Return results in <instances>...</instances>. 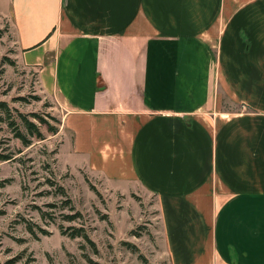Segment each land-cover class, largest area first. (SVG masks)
Here are the masks:
<instances>
[{"label":"crops","instance_id":"0c3cea01","mask_svg":"<svg viewBox=\"0 0 264 264\" xmlns=\"http://www.w3.org/2000/svg\"><path fill=\"white\" fill-rule=\"evenodd\" d=\"M0 18L86 167L156 196L170 264H264V0H0Z\"/></svg>","mask_w":264,"mask_h":264},{"label":"rangeland","instance_id":"374dc122","mask_svg":"<svg viewBox=\"0 0 264 264\" xmlns=\"http://www.w3.org/2000/svg\"><path fill=\"white\" fill-rule=\"evenodd\" d=\"M218 98L216 109L233 114L241 107L221 92ZM0 101L19 125L22 113L44 135L23 146L6 120L0 121V154L12 156L0 161V264H170L156 196L128 179V172L89 170L87 157L72 151L74 134L63 124L65 111L41 88L37 68L20 60L16 33L3 18ZM213 111L204 108L198 115L209 119ZM32 114L58 131L49 133ZM48 178L63 186L66 196ZM75 211L81 215L64 217ZM73 228H82L86 237L70 236Z\"/></svg>","mask_w":264,"mask_h":264},{"label":"trees","instance_id":"16d2710c","mask_svg":"<svg viewBox=\"0 0 264 264\" xmlns=\"http://www.w3.org/2000/svg\"><path fill=\"white\" fill-rule=\"evenodd\" d=\"M34 118L38 120L40 124H43L46 127V130L51 133L55 134L58 131V127L56 125L50 124L45 119L37 116L36 114H32ZM18 117V114H17ZM20 125L15 120L14 117H11L10 108L7 105L5 101H0V121L6 120L7 125L11 129L13 135L15 138L19 139L23 146H28L31 143L32 138H38L43 139L44 135L39 127V125L34 122L33 120L29 119L24 114L20 113ZM55 120V118H53ZM58 122V121H57ZM12 156L10 154H0V161L8 160ZM47 182L50 184V186L55 185L57 191L63 195L66 196V192L63 188V186L58 185L53 179H47ZM64 203L70 204V199L66 198ZM53 207V205H51ZM69 209L71 211H74V207L72 205L69 206ZM81 215L78 211H75L73 214H65L64 217H66L68 220L74 219L76 216ZM31 233H34L31 227L28 228ZM70 236H80L85 238L86 233L82 228H73V231L70 233Z\"/></svg>","mask_w":264,"mask_h":264}]
</instances>
